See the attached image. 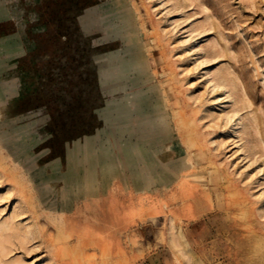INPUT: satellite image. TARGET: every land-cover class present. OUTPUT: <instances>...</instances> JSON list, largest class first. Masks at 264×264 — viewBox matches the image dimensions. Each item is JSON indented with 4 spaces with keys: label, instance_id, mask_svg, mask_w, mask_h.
Instances as JSON below:
<instances>
[{
    "label": "rangeland",
    "instance_id": "374dc122",
    "mask_svg": "<svg viewBox=\"0 0 264 264\" xmlns=\"http://www.w3.org/2000/svg\"><path fill=\"white\" fill-rule=\"evenodd\" d=\"M0 264H264V0H0Z\"/></svg>",
    "mask_w": 264,
    "mask_h": 264
},
{
    "label": "bare ground",
    "instance_id": "6f19581e",
    "mask_svg": "<svg viewBox=\"0 0 264 264\" xmlns=\"http://www.w3.org/2000/svg\"><path fill=\"white\" fill-rule=\"evenodd\" d=\"M117 116H120V115L116 114V117H117ZM183 160H184V159H183ZM181 163H182V162H181ZM184 165H185V164H184ZM187 165H188V163H187ZM187 165H186V166H187ZM112 168H113V167H112ZM170 227H171V226H170ZM187 253H188V251H187ZM185 254H186V252H185Z\"/></svg>",
    "mask_w": 264,
    "mask_h": 264
}]
</instances>
